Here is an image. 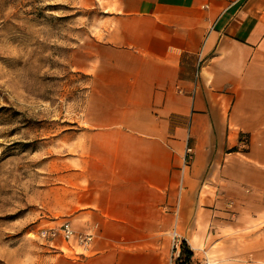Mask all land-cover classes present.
Instances as JSON below:
<instances>
[{
    "label": "crops",
    "instance_id": "1",
    "mask_svg": "<svg viewBox=\"0 0 264 264\" xmlns=\"http://www.w3.org/2000/svg\"><path fill=\"white\" fill-rule=\"evenodd\" d=\"M114 1L51 199L94 237L53 264H264V0Z\"/></svg>",
    "mask_w": 264,
    "mask_h": 264
},
{
    "label": "rangeland",
    "instance_id": "2",
    "mask_svg": "<svg viewBox=\"0 0 264 264\" xmlns=\"http://www.w3.org/2000/svg\"><path fill=\"white\" fill-rule=\"evenodd\" d=\"M114 10V0H0V264L73 255L38 232L60 221L52 188L75 154L89 84L78 67Z\"/></svg>",
    "mask_w": 264,
    "mask_h": 264
},
{
    "label": "built area",
    "instance_id": "3",
    "mask_svg": "<svg viewBox=\"0 0 264 264\" xmlns=\"http://www.w3.org/2000/svg\"><path fill=\"white\" fill-rule=\"evenodd\" d=\"M193 157V149L187 147L185 150L183 166L189 167L192 163ZM38 237L56 250L64 252L60 244H65L66 247L71 250L70 252L72 254L80 255L82 252H85L90 248L94 236L91 232H76L69 222H63L41 228L38 232ZM180 250L181 240L178 234L174 232L169 264L175 263V260L180 255Z\"/></svg>",
    "mask_w": 264,
    "mask_h": 264
},
{
    "label": "trees",
    "instance_id": "4",
    "mask_svg": "<svg viewBox=\"0 0 264 264\" xmlns=\"http://www.w3.org/2000/svg\"><path fill=\"white\" fill-rule=\"evenodd\" d=\"M192 251L185 241H182L179 257L174 264H191Z\"/></svg>",
    "mask_w": 264,
    "mask_h": 264
}]
</instances>
